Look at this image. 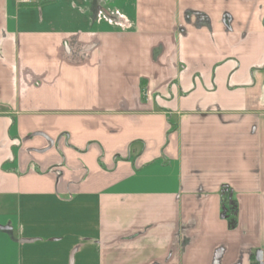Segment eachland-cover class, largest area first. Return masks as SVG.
Returning a JSON list of instances; mask_svg holds the SVG:
<instances>
[{
	"label": "crops",
	"instance_id": "1",
	"mask_svg": "<svg viewBox=\"0 0 264 264\" xmlns=\"http://www.w3.org/2000/svg\"><path fill=\"white\" fill-rule=\"evenodd\" d=\"M35 2L0 0V264L264 258V0Z\"/></svg>",
	"mask_w": 264,
	"mask_h": 264
},
{
	"label": "flooded vegetation",
	"instance_id": "2",
	"mask_svg": "<svg viewBox=\"0 0 264 264\" xmlns=\"http://www.w3.org/2000/svg\"><path fill=\"white\" fill-rule=\"evenodd\" d=\"M224 191V193H228L229 190L226 188H222ZM229 202L231 203V207H229L231 209L232 212V216L231 218H229V224L230 226H233L236 224V218L238 217V205H237V201L235 199L232 198L231 193H230V200Z\"/></svg>",
	"mask_w": 264,
	"mask_h": 264
},
{
	"label": "water",
	"instance_id": "3",
	"mask_svg": "<svg viewBox=\"0 0 264 264\" xmlns=\"http://www.w3.org/2000/svg\"><path fill=\"white\" fill-rule=\"evenodd\" d=\"M223 188L227 189V186H224ZM231 204V203H230ZM227 209L231 210L230 208H226L225 206L223 207V213L226 214ZM223 214V217L225 216ZM255 263L256 264H264V258H263V250L259 249L255 252Z\"/></svg>",
	"mask_w": 264,
	"mask_h": 264
},
{
	"label": "rangeland",
	"instance_id": "4",
	"mask_svg": "<svg viewBox=\"0 0 264 264\" xmlns=\"http://www.w3.org/2000/svg\"><path fill=\"white\" fill-rule=\"evenodd\" d=\"M44 117H45V116H42L41 114H39L38 119H39V120H43ZM224 206H225L226 208H229L228 206L223 205V204L220 206V207H221L220 218H221V219H227V220L229 221V218H231V216H232V212H231V210L227 209L226 214H224V213H223V207H224ZM223 214L225 215L224 217H223Z\"/></svg>",
	"mask_w": 264,
	"mask_h": 264
},
{
	"label": "built area",
	"instance_id": "5",
	"mask_svg": "<svg viewBox=\"0 0 264 264\" xmlns=\"http://www.w3.org/2000/svg\"><path fill=\"white\" fill-rule=\"evenodd\" d=\"M36 0H19L20 3H32L35 2Z\"/></svg>",
	"mask_w": 264,
	"mask_h": 264
},
{
	"label": "trees",
	"instance_id": "6",
	"mask_svg": "<svg viewBox=\"0 0 264 264\" xmlns=\"http://www.w3.org/2000/svg\"><path fill=\"white\" fill-rule=\"evenodd\" d=\"M28 4H32V5H34V4H36V2H32V3H28Z\"/></svg>",
	"mask_w": 264,
	"mask_h": 264
}]
</instances>
